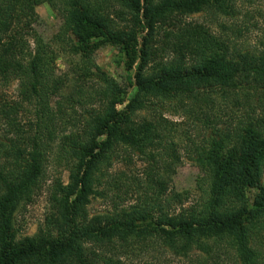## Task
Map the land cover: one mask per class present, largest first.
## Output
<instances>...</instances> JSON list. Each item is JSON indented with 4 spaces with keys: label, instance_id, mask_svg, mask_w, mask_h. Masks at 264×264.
Instances as JSON below:
<instances>
[{
    "label": "trees",
    "instance_id": "1",
    "mask_svg": "<svg viewBox=\"0 0 264 264\" xmlns=\"http://www.w3.org/2000/svg\"><path fill=\"white\" fill-rule=\"evenodd\" d=\"M44 1L54 0H0V85L19 82V102L0 97V124L7 120L10 128L0 140V264H125L122 249L148 240L188 258L225 239L242 264H257L264 243V52L238 50L223 39L227 30L219 37L206 24L184 22L202 12L230 15L228 0L57 1L64 30L86 33L79 44L70 42L72 54L107 40L121 50L129 90L135 89L128 102V92L117 96L105 113L86 110L83 119L75 117L68 135L58 121L72 114V98L84 89L78 80L93 69L76 64L77 82L56 109L50 107L48 85L38 73L57 56L34 30L35 5ZM94 75L108 99L116 80L100 69ZM229 102L242 105L245 116H227ZM23 104L33 107L25 126L18 120ZM169 105L194 119L204 135L198 143L192 129L182 130L187 158L208 182L205 196L188 208L173 184L184 157L178 123L162 114ZM54 137L71 168L69 181L54 183L51 214L38 233L19 237L16 211L46 179ZM137 163L145 166L139 202L90 216L92 201L106 197L101 188L122 187L125 173L110 171ZM249 190H256L251 204Z\"/></svg>",
    "mask_w": 264,
    "mask_h": 264
},
{
    "label": "rangeland",
    "instance_id": "2",
    "mask_svg": "<svg viewBox=\"0 0 264 264\" xmlns=\"http://www.w3.org/2000/svg\"><path fill=\"white\" fill-rule=\"evenodd\" d=\"M57 1L59 0L44 1L35 5L37 20L34 24V30L45 43H52L57 56L55 63L38 73L43 83L48 85L50 107L56 109L58 104L63 101L64 96L72 90V83L77 82L72 75L76 64L79 67L88 68L90 66L93 69L92 75H87L78 80V83L82 84L84 89L80 95L76 92L77 95L72 98L74 106H69V112L72 114H62L60 121H58V123L63 124V127L59 126V128L63 129L64 134L68 135L71 130L76 128L75 124L78 123H76L75 117L79 118L81 116L83 119L87 115L86 110L89 112L103 110L105 113L110 105L116 102L115 98L117 96H124L128 92L127 96L125 95V102H128L134 95L135 89L130 88L129 90L128 85L131 78L128 76L123 62H121L120 56L123 55L121 50L107 40L96 41L95 39L91 42L92 46H88L85 52H81L79 55L72 54L70 42L79 44L86 38V33L76 30L66 32L64 30L65 22L59 11L60 8L55 4ZM224 3L226 8L232 9L230 15H214L213 13L202 12L185 17L184 22L206 24L209 30L219 37L224 36L223 33L227 30V34L223 39L229 38L235 45H239L238 50L264 52V0H228ZM32 46H34V42H32ZM136 67L137 64L131 70L133 74ZM97 69H100L111 80L113 78L116 80V85L109 91L106 100L103 99L105 88L101 86V82L94 75ZM18 83V81H11L8 85H0V97L2 96L7 101L10 100L11 103L19 102ZM229 103L231 106L225 112L227 116L233 120L245 116L242 105L235 104L236 106H234L232 102ZM118 108L122 109L123 106L118 105ZM174 108L175 105L166 106L162 109V114L170 121L178 123L177 136L182 146V156L184 158L181 166L175 171L173 184L177 192L185 194V197L188 198V201L184 203L185 207L188 208L195 206L205 196L208 182L203 181L204 174L193 162L188 160L185 152V146L188 145V142L183 139L182 130L188 127L192 129L191 136L198 143L203 140L204 135L192 125L194 119H188L181 110L176 113ZM28 111L31 112L30 115H27ZM32 111L33 107L23 104V111L18 116V120L22 122L23 126L26 125L28 117L31 118ZM224 121L227 120L224 119ZM9 130L7 120H3L0 124V140L8 136ZM198 134H201V137H198ZM48 145V173L46 179L42 182L35 196L26 204L21 205L14 217L15 228L19 237L34 236L38 233L51 214L50 196L53 192L54 183L57 180H62L65 184L69 181L71 168L66 161L62 160L64 157L60 153L58 141L54 137V139L49 140ZM144 167L141 163L128 166L118 164L115 166L110 172L113 174L120 173V176L125 173L122 187L117 189L112 184L111 186L108 185L107 188H101V191H106V197L92 201V204L88 207L90 216L112 214L115 207L130 209L135 206L143 197L144 185L140 187L138 182L142 178V168ZM262 183L264 184V176ZM170 188H172V185ZM255 195L256 190L248 191L250 204ZM259 246L260 249H257L261 257L259 256L260 259H258L257 264H264V243ZM128 248L126 247L127 250L122 249L123 252L128 254H124L122 258L125 264H242L234 247L226 239L223 241H210L206 248L209 252L196 250L188 258L177 255L169 247L154 240L140 242Z\"/></svg>",
    "mask_w": 264,
    "mask_h": 264
}]
</instances>
